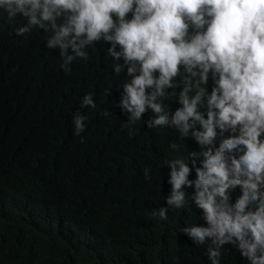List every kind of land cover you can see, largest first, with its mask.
Instances as JSON below:
<instances>
[{
	"label": "trees",
	"instance_id": "16d2710c",
	"mask_svg": "<svg viewBox=\"0 0 264 264\" xmlns=\"http://www.w3.org/2000/svg\"><path fill=\"white\" fill-rule=\"evenodd\" d=\"M50 35L0 26V264H210L207 245L181 231L204 224L202 210L189 201L167 220L152 216L170 194L165 161L202 151L191 133L147 128L148 111L130 135L116 107L130 78L112 71L99 43L65 72L59 49L46 47ZM89 92L97 108L80 110L87 127L75 136L72 119ZM165 103L179 107L174 95ZM221 252V264H249L231 245Z\"/></svg>",
	"mask_w": 264,
	"mask_h": 264
},
{
	"label": "clouds",
	"instance_id": "9594fccd",
	"mask_svg": "<svg viewBox=\"0 0 264 264\" xmlns=\"http://www.w3.org/2000/svg\"><path fill=\"white\" fill-rule=\"evenodd\" d=\"M17 17L24 23L14 25ZM0 26L19 37L51 33L46 47L59 49L65 72L99 43L112 71L130 78L116 104L122 127L132 135L151 111L147 128L191 133L202 149L165 161L170 194L152 216L167 220L170 207L191 201L204 224L181 231L207 245L210 264H221L225 245L264 264V0H0ZM173 95L179 107L169 112ZM86 108H97L91 92L73 116L75 136L86 130Z\"/></svg>",
	"mask_w": 264,
	"mask_h": 264
}]
</instances>
